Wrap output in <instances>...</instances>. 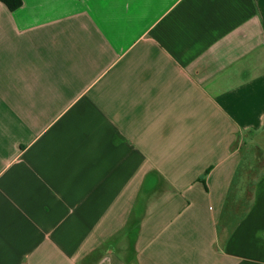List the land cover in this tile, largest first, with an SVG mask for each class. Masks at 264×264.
<instances>
[{"label": "crops", "instance_id": "1", "mask_svg": "<svg viewBox=\"0 0 264 264\" xmlns=\"http://www.w3.org/2000/svg\"><path fill=\"white\" fill-rule=\"evenodd\" d=\"M0 264H264V0L0 1Z\"/></svg>", "mask_w": 264, "mask_h": 264}, {"label": "trees", "instance_id": "2", "mask_svg": "<svg viewBox=\"0 0 264 264\" xmlns=\"http://www.w3.org/2000/svg\"><path fill=\"white\" fill-rule=\"evenodd\" d=\"M9 10H14L21 5V0H0Z\"/></svg>", "mask_w": 264, "mask_h": 264}]
</instances>
